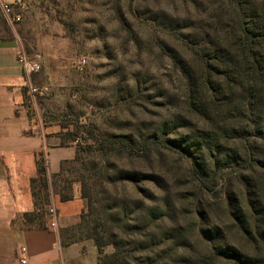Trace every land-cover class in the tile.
Masks as SVG:
<instances>
[{"label": "rangeland", "instance_id": "1", "mask_svg": "<svg viewBox=\"0 0 264 264\" xmlns=\"http://www.w3.org/2000/svg\"><path fill=\"white\" fill-rule=\"evenodd\" d=\"M214 1L24 0L26 10L21 22L11 25L0 17L3 35L20 31L35 43L30 56L42 54L39 48L44 46L63 53L49 68L41 64L34 82L39 91H29L23 106L30 119L39 117L42 122L54 123L60 138L73 140L78 149L79 160L68 164L58 187L50 186L51 201L55 190H62L64 195L78 190L81 195L83 178L97 210L101 204L120 203L116 199L128 202L131 216L139 212L141 202L159 207L153 243L148 242L143 250L137 248L134 254L140 260L130 264H146V257L152 264H229L215 258L199 235L202 228L214 230L215 226L222 229L225 241L245 249V240L219 198L220 192H232L237 205L248 209L247 199L253 197L246 194L235 173L229 174L228 180L213 181L209 176L205 178L207 171L199 166V183L192 176L191 164L179 153L160 148L149 162L131 159L105 138L113 133L136 136L160 128L165 122L180 129L186 125L189 130L214 129L220 133L224 126L239 125L234 115L240 110V102L229 97L245 94L247 81L233 89L232 95L227 94L225 78L198 59L199 53L211 52L215 46L204 41L219 38L233 43L237 35L230 29L232 16L217 17ZM252 2L253 6L264 7V0ZM176 55L185 61L192 76L191 89L172 60ZM83 59L86 62L80 70L78 63ZM211 65L217 66L213 62ZM205 79L223 87L216 104L211 102V90L204 87ZM261 83L264 86V80ZM189 93L201 101L195 109L189 105ZM258 100L264 101V90ZM92 135L99 141L94 142ZM224 142L230 148L240 146L234 139ZM259 147L264 155V141H259ZM99 158L111 177L108 182L93 176L97 168L91 167ZM146 164L166 181L155 186L120 179L122 171L146 170ZM204 182L207 193L203 191ZM126 243L132 245V238ZM260 248L263 254L256 264H264V245ZM112 251L113 247L107 246L101 255ZM249 253L254 252L250 249Z\"/></svg>", "mask_w": 264, "mask_h": 264}, {"label": "trees", "instance_id": "2", "mask_svg": "<svg viewBox=\"0 0 264 264\" xmlns=\"http://www.w3.org/2000/svg\"><path fill=\"white\" fill-rule=\"evenodd\" d=\"M214 3L217 4V17L232 16L233 23L230 29L236 31L237 35L233 43L229 41L224 43L217 37V40L212 37L213 41H204L205 44L212 43L215 46L208 53L197 51L198 59L206 68L218 71V76L225 78L227 94L232 95L233 89L247 81L246 86L243 87L245 94L229 97L233 102H240V110L234 115L239 125L224 126L225 129L220 133L214 129L189 130L186 129V125L180 129L171 122H165L160 128L136 136L113 133L105 138L131 159L138 158L149 162L153 154L160 152V148L179 153L191 164L192 176L198 182L202 178L197 173L200 171L199 166L203 172L207 171L205 178L209 176L213 181L228 180L229 174L235 173V177L245 188L246 194L253 197V200L247 199L248 209L245 210L243 206L237 205L232 192H220L219 198L226 205L233 226L245 240V249L237 248L225 241V236L222 235L223 231L219 226H215L214 230L202 228L199 235L202 240L207 241L210 252L220 261L229 264H256L263 254L260 252V246L264 245V155L259 147V141H264V101L258 100L259 93L264 90L261 83L264 80V7L253 6L251 0L244 2L242 0H215ZM172 60L182 71L191 89L192 76L185 61L181 57L179 59L177 55L173 56ZM212 62L217 66L213 67ZM207 83L210 85L208 86ZM204 87L208 92L211 90V102L216 104V101L221 99L219 97L223 87L220 88L219 83H214L210 79L205 81ZM187 97L192 109L201 104L194 94L189 93ZM90 138L94 142L99 141L95 135ZM226 139L237 140L240 143L239 148L226 146L224 142ZM66 142L74 141L62 139L61 144ZM77 160H79L78 149L76 157L63 161L60 172L50 179L46 155L44 152L39 154L38 177L31 180L35 210L22 215L25 227L42 228L46 226L51 204L50 186L58 187V183L65 176L68 164ZM101 164L102 161L99 158L98 162L92 165L91 168H97L93 176L101 182H108L107 180H111V177L106 166L102 164L101 167ZM146 166V170L122 171L120 179L135 185L147 182L155 186L166 181L158 171L149 169L151 167L147 164ZM80 181L82 183L81 198L86 201L89 213L85 215V210H83L77 225L62 230L63 245L91 239L99 251L98 264H130L131 261H139L140 258L134 253L137 248L138 250L145 249L148 242L153 243L156 235L153 230L158 227L155 222L160 218L158 216L159 207L144 205L141 202L137 207L139 212L131 216L132 212L127 207L128 202L124 199H116L120 203L101 204L100 210H97L93 207L95 202L93 203L89 188L83 178ZM202 185L206 187L203 191L207 193L209 189L206 182ZM202 185L199 184V188L203 189ZM54 193L60 196L61 201L70 200L73 197V193L64 195L62 190H55ZM225 194L229 196L226 198ZM153 195L151 193L152 200ZM129 238L133 240L132 245L126 243ZM107 246H112L113 251L102 256V250ZM250 249L254 253H249ZM146 262V264H152L148 257H146Z\"/></svg>", "mask_w": 264, "mask_h": 264}, {"label": "crops", "instance_id": "3", "mask_svg": "<svg viewBox=\"0 0 264 264\" xmlns=\"http://www.w3.org/2000/svg\"><path fill=\"white\" fill-rule=\"evenodd\" d=\"M11 34L5 36L0 31V264H23L21 258L26 260L24 264H97L93 240L62 243V230L77 225L85 208L78 190L66 201L52 192L50 207L56 210L54 227L48 218L42 228L24 225L22 215L35 210L31 180L38 177L39 154L46 155L51 179L60 172L63 161L76 157L77 147L74 142L61 144L54 123L47 124L39 117L30 119L24 112L30 88L39 87L34 85L36 72H26L18 58L22 54L30 56L35 43L29 42L20 31ZM39 49L40 65L43 63L46 69L63 56L46 46Z\"/></svg>", "mask_w": 264, "mask_h": 264}, {"label": "built area", "instance_id": "4", "mask_svg": "<svg viewBox=\"0 0 264 264\" xmlns=\"http://www.w3.org/2000/svg\"><path fill=\"white\" fill-rule=\"evenodd\" d=\"M26 10V5L24 0H0V14L1 17L6 21L8 24L14 25L22 21L24 17V13ZM40 60L41 55L39 53H34L32 56H28L26 54H22L18 58V62L23 66L24 70L28 73L37 72L40 70ZM85 60H81L78 63V69L82 70L84 68ZM30 91L32 94H35L39 91L36 87H31ZM49 224L51 227L56 225V210L53 207L49 208ZM22 251L25 248L21 249ZM21 263H26L24 258L20 259Z\"/></svg>", "mask_w": 264, "mask_h": 264}]
</instances>
